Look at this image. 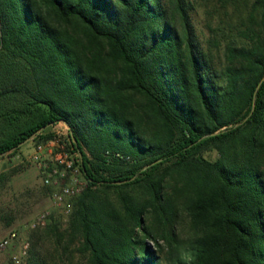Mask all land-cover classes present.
I'll use <instances>...</instances> for the list:
<instances>
[{"label": "trees", "instance_id": "16d2710c", "mask_svg": "<svg viewBox=\"0 0 264 264\" xmlns=\"http://www.w3.org/2000/svg\"><path fill=\"white\" fill-rule=\"evenodd\" d=\"M217 1L0 0V158L64 120L88 182L27 264H264V0Z\"/></svg>", "mask_w": 264, "mask_h": 264}, {"label": "rangeland", "instance_id": "374dc122", "mask_svg": "<svg viewBox=\"0 0 264 264\" xmlns=\"http://www.w3.org/2000/svg\"><path fill=\"white\" fill-rule=\"evenodd\" d=\"M194 2L196 7L193 10V21L200 35L205 38V35H208L205 26L207 14L218 6V1L194 0ZM52 130H55L54 125ZM35 146V141L31 139L21 145L17 154L0 158V208L19 207L10 224L0 221V241L12 230L18 233V237L7 248H0V251L11 257V264H27L23 247L27 242L30 246L29 232L34 228L31 224L41 211L48 210L51 219L55 218L63 226H67L72 210L73 199L69 198L62 204L52 200L50 187L44 183L37 163L32 158ZM206 155L216 158L215 152ZM45 157L49 155L45 154ZM26 197L29 201L27 206H24L22 203ZM15 257L20 259L19 263Z\"/></svg>", "mask_w": 264, "mask_h": 264}, {"label": "built area", "instance_id": "2783aa9c", "mask_svg": "<svg viewBox=\"0 0 264 264\" xmlns=\"http://www.w3.org/2000/svg\"><path fill=\"white\" fill-rule=\"evenodd\" d=\"M54 138L37 143L32 158L37 163L43 181L52 187L51 198L55 203L62 204L67 199L81 194L88 185L77 152L74 151L68 130L62 122L55 125ZM45 154L49 157H45ZM70 211V209H68ZM49 211H41L32 221V227L46 225ZM18 237L15 230L10 231L1 241L0 248H7ZM29 242L24 244L23 254L27 253ZM16 262L20 259L15 257Z\"/></svg>", "mask_w": 264, "mask_h": 264}, {"label": "crops", "instance_id": "0c3cea01", "mask_svg": "<svg viewBox=\"0 0 264 264\" xmlns=\"http://www.w3.org/2000/svg\"><path fill=\"white\" fill-rule=\"evenodd\" d=\"M65 130H68V127H64ZM11 257L6 255V253L0 251V264H11Z\"/></svg>", "mask_w": 264, "mask_h": 264}, {"label": "water", "instance_id": "95a60500", "mask_svg": "<svg viewBox=\"0 0 264 264\" xmlns=\"http://www.w3.org/2000/svg\"><path fill=\"white\" fill-rule=\"evenodd\" d=\"M60 122L64 123V124L68 127V129H69V124H68V122H66V121H64V120H62V121H60ZM45 128H46V127H42L41 129H39L38 132L44 130ZM34 136H35V135H33V136L29 137L27 140L23 141V142L20 144V146H21L22 144L26 143L27 141L33 139ZM14 149H15V148H14ZM121 182H123V181H121ZM121 182H120V183H121Z\"/></svg>", "mask_w": 264, "mask_h": 264}]
</instances>
